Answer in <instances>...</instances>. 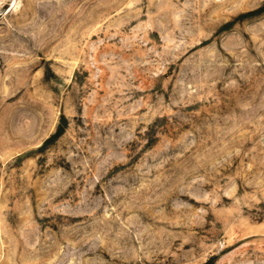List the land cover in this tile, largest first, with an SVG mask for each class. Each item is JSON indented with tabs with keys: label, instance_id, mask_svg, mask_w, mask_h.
<instances>
[{
	"label": "rangeland",
	"instance_id": "1",
	"mask_svg": "<svg viewBox=\"0 0 264 264\" xmlns=\"http://www.w3.org/2000/svg\"><path fill=\"white\" fill-rule=\"evenodd\" d=\"M0 264H264V0H0Z\"/></svg>",
	"mask_w": 264,
	"mask_h": 264
}]
</instances>
